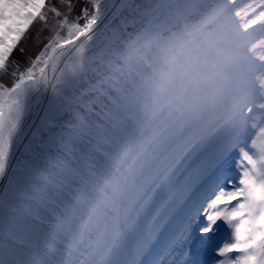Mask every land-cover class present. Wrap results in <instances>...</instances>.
Listing matches in <instances>:
<instances>
[{
  "label": "snow or ice",
  "instance_id": "obj_1",
  "mask_svg": "<svg viewBox=\"0 0 264 264\" xmlns=\"http://www.w3.org/2000/svg\"><path fill=\"white\" fill-rule=\"evenodd\" d=\"M253 26L264 0H0V264H264Z\"/></svg>",
  "mask_w": 264,
  "mask_h": 264
},
{
  "label": "rangeland",
  "instance_id": "obj_2",
  "mask_svg": "<svg viewBox=\"0 0 264 264\" xmlns=\"http://www.w3.org/2000/svg\"><path fill=\"white\" fill-rule=\"evenodd\" d=\"M250 0H236V3L238 6L243 7L244 4L249 3ZM254 28V34H253V40L252 42L255 43L256 40H258V37L261 34H264V29L259 28L258 26H253ZM260 32V33H258ZM34 35V33L32 35H30L29 37H27L24 42H23V46H25L26 48H28L31 51H35L36 50V46L33 43V39L32 36ZM44 35H47V33H44ZM43 42V40L41 41V43Z\"/></svg>",
  "mask_w": 264,
  "mask_h": 264
},
{
  "label": "trees",
  "instance_id": "obj_3",
  "mask_svg": "<svg viewBox=\"0 0 264 264\" xmlns=\"http://www.w3.org/2000/svg\"><path fill=\"white\" fill-rule=\"evenodd\" d=\"M57 2H58V0H57ZM258 33H260V32H258ZM253 34H254V31H253ZM253 34H252V36H253ZM261 38H264V34H261V35L258 37V39H261ZM257 54H258V55H259V54H264V50H261V49L258 48V52H257Z\"/></svg>",
  "mask_w": 264,
  "mask_h": 264
}]
</instances>
